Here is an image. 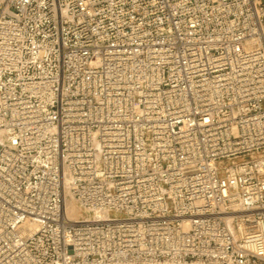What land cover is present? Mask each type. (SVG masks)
I'll list each match as a JSON object with an SVG mask.
<instances>
[{"label":"built area","instance_id":"obj_1","mask_svg":"<svg viewBox=\"0 0 264 264\" xmlns=\"http://www.w3.org/2000/svg\"><path fill=\"white\" fill-rule=\"evenodd\" d=\"M261 263L264 0H0V264Z\"/></svg>","mask_w":264,"mask_h":264},{"label":"bare ground","instance_id":"obj_2","mask_svg":"<svg viewBox=\"0 0 264 264\" xmlns=\"http://www.w3.org/2000/svg\"><path fill=\"white\" fill-rule=\"evenodd\" d=\"M66 211L67 213L74 218H78L80 216V210L73 199H68L66 201Z\"/></svg>","mask_w":264,"mask_h":264},{"label":"rangeland","instance_id":"obj_3","mask_svg":"<svg viewBox=\"0 0 264 264\" xmlns=\"http://www.w3.org/2000/svg\"><path fill=\"white\" fill-rule=\"evenodd\" d=\"M261 264H263V263H261Z\"/></svg>","mask_w":264,"mask_h":264}]
</instances>
